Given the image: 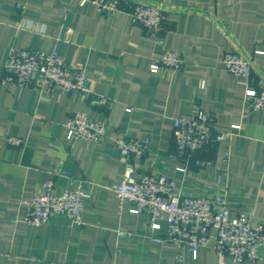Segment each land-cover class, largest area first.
I'll return each mask as SVG.
<instances>
[{
	"label": "crops",
	"instance_id": "crops-1",
	"mask_svg": "<svg viewBox=\"0 0 264 264\" xmlns=\"http://www.w3.org/2000/svg\"><path fill=\"white\" fill-rule=\"evenodd\" d=\"M137 1L166 11L163 45L129 15L107 18L79 0H0V264H217L213 251L194 256L155 242L167 235L166 222L153 230L148 212L134 215L129 203L119 209L113 187L124 173L115 145L122 137L150 140L138 175H164L183 196L215 197L226 183L231 217L264 221V111H253L240 79L222 64L227 53H238L251 63L254 85L264 83V0ZM12 48L85 65L96 96L3 86ZM166 51L180 53L183 68L151 73ZM97 96L111 104L93 105ZM196 109L213 115L214 131L227 136L186 163L175 149L174 121ZM77 112L104 123L109 136L69 141L66 123ZM8 137L22 139L23 147H11ZM51 178L57 195L87 194L82 226L67 217L41 227L22 221V202ZM119 231L130 236L120 239Z\"/></svg>",
	"mask_w": 264,
	"mask_h": 264
},
{
	"label": "built area",
	"instance_id": "built-area-1",
	"mask_svg": "<svg viewBox=\"0 0 264 264\" xmlns=\"http://www.w3.org/2000/svg\"><path fill=\"white\" fill-rule=\"evenodd\" d=\"M79 1L82 6L94 5L97 13L107 18L127 14L134 24L145 30L153 42L159 45L165 42L168 17L166 11L158 5L137 0ZM18 9L24 7L19 4ZM222 64L229 74L240 79L245 87V98L251 103L253 111H264V83L254 85L251 63L242 55L231 52L224 56ZM182 68L183 56L178 52L166 51L151 65L150 71L159 74L163 70L177 72ZM1 84L10 88L35 89L45 95L60 91L64 94L78 92L86 99L96 96L85 65H72L55 52L46 53L36 49L12 48L4 66ZM91 103L98 107H108L111 101L97 96ZM127 111L132 112L129 108ZM213 122V115L200 109L174 121L175 149L186 163L198 153L226 139V133L214 131ZM66 128L69 141L83 139L99 142L109 136L108 127L104 123L89 118L84 112L73 114ZM240 129L237 125L232 127L234 131ZM7 142L11 147H23L22 139L8 137ZM115 145L124 161L121 182L113 187L119 209L122 210L129 203L130 213L134 215L148 212L151 219L149 226L153 230H159L160 223L166 222L167 235L153 239L155 242L188 248L194 256L201 248L213 251L217 256V264H227V260L234 264L264 261V221L254 222L246 213L231 217L226 183L221 185V192L215 197L183 196L176 191L174 181L164 175L137 174L136 163L149 150L148 137H122L115 141ZM223 163L228 166V159H224ZM55 185V179H49L34 197L22 202L25 209L22 221L26 225L41 227L56 217H67L78 226L84 224L87 194L77 189L65 190L57 195L54 193ZM129 236L124 231L118 232L120 239Z\"/></svg>",
	"mask_w": 264,
	"mask_h": 264
}]
</instances>
